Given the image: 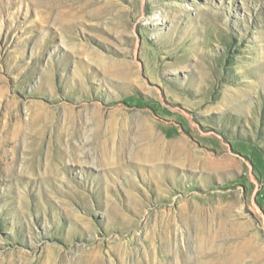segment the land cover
Instances as JSON below:
<instances>
[{
	"label": "rangeland",
	"instance_id": "374dc122",
	"mask_svg": "<svg viewBox=\"0 0 264 264\" xmlns=\"http://www.w3.org/2000/svg\"><path fill=\"white\" fill-rule=\"evenodd\" d=\"M0 264H264V0H0Z\"/></svg>",
	"mask_w": 264,
	"mask_h": 264
},
{
	"label": "bare ground",
	"instance_id": "6f19581e",
	"mask_svg": "<svg viewBox=\"0 0 264 264\" xmlns=\"http://www.w3.org/2000/svg\"><path fill=\"white\" fill-rule=\"evenodd\" d=\"M231 263H233V261L231 260Z\"/></svg>",
	"mask_w": 264,
	"mask_h": 264
}]
</instances>
